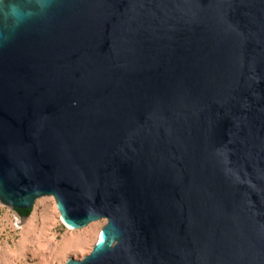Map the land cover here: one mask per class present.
I'll return each mask as SVG.
<instances>
[{"label":"water","instance_id":"95a60500","mask_svg":"<svg viewBox=\"0 0 264 264\" xmlns=\"http://www.w3.org/2000/svg\"><path fill=\"white\" fill-rule=\"evenodd\" d=\"M43 197L107 221L64 264H264V0H0V203Z\"/></svg>","mask_w":264,"mask_h":264},{"label":"rangeland","instance_id":"374dc122","mask_svg":"<svg viewBox=\"0 0 264 264\" xmlns=\"http://www.w3.org/2000/svg\"><path fill=\"white\" fill-rule=\"evenodd\" d=\"M106 220L83 229H70L62 221L53 197H43L21 227V218L0 203V264H64L83 259L98 241Z\"/></svg>","mask_w":264,"mask_h":264},{"label":"trees","instance_id":"16d2710c","mask_svg":"<svg viewBox=\"0 0 264 264\" xmlns=\"http://www.w3.org/2000/svg\"><path fill=\"white\" fill-rule=\"evenodd\" d=\"M16 212H18L22 217H28L31 214L32 209L25 211L17 210ZM27 264H33V263H27Z\"/></svg>","mask_w":264,"mask_h":264},{"label":"bare ground","instance_id":"6f19581e","mask_svg":"<svg viewBox=\"0 0 264 264\" xmlns=\"http://www.w3.org/2000/svg\"><path fill=\"white\" fill-rule=\"evenodd\" d=\"M100 235V234H99ZM99 239V238H98Z\"/></svg>","mask_w":264,"mask_h":264}]
</instances>
